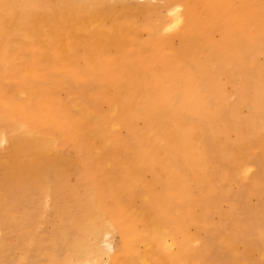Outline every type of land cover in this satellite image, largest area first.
Listing matches in <instances>:
<instances>
[{
	"label": "bare ground",
	"instance_id": "1",
	"mask_svg": "<svg viewBox=\"0 0 264 264\" xmlns=\"http://www.w3.org/2000/svg\"><path fill=\"white\" fill-rule=\"evenodd\" d=\"M23 52L26 82L23 60L12 64ZM52 66L84 77L89 108L54 101L42 117H15V98L35 92L30 79L56 81ZM103 77L116 90L107 114L89 105ZM3 89L0 144L12 161L1 234L36 224L29 184L54 198L46 243L64 264H264V202L250 203L264 195V0H0ZM122 128L128 137L112 142ZM58 132L76 158L60 152ZM42 244L39 231L22 240L18 261Z\"/></svg>",
	"mask_w": 264,
	"mask_h": 264
},
{
	"label": "rangeland",
	"instance_id": "2",
	"mask_svg": "<svg viewBox=\"0 0 264 264\" xmlns=\"http://www.w3.org/2000/svg\"><path fill=\"white\" fill-rule=\"evenodd\" d=\"M146 32L148 30H145ZM169 34H161L160 41L164 40L170 43V41L173 39L171 38ZM146 47L145 42L143 44H135L133 47L129 48V51H138L141 50L142 48ZM27 57V53L23 52V57L19 59H14L12 61L13 67H19L21 60H23V82H26L27 78L24 76L27 66L31 63L32 59L29 57L27 61L25 60ZM165 57L170 58L169 54H166ZM109 57L107 56L105 59L108 61L109 65L112 64L113 61L108 59ZM101 60H104V57L101 56ZM87 61V60H86ZM54 62V60H53ZM80 63L84 64L85 63V58L80 59ZM144 67L148 70L150 74H156V66L157 64H152L149 62L147 64L146 61H143ZM121 64V63H120ZM49 71L54 75V79L56 80L53 83H45L42 81L41 76H36L34 79H30L29 83H32L36 88H34V91H27L25 95L22 96H17L15 98L18 102H20L23 106L21 114L18 116L19 110L14 111L15 117L18 119H23L25 116H35L37 117H42L44 116L43 110L46 108H49L52 106L54 101H57L59 104L60 102H65L66 104L70 105L71 103H77L78 101L83 104L86 108H89V106L83 101L81 98L82 94L80 93L81 91V85L85 83L84 77L80 76L77 79L73 78L70 74L66 73L63 69H56L55 66H52ZM60 76V77H59ZM64 76V77H63ZM63 77V78H62ZM59 78V79H57ZM101 78V77H98ZM141 80V78H140ZM91 81V80H90ZM110 80L108 79H103L98 80V83L102 84L101 87L99 88V91H97V96L95 97L94 101L90 100L89 105H95V107L98 109L100 112L104 113H109V110L114 102V99L116 97V90L115 88L108 82ZM80 90V91H79ZM108 92V93H107ZM7 93V95L5 94ZM107 93V94H106ZM0 95L5 99L8 98L10 93L8 89H3L0 92ZM56 105V104H55ZM12 108V104L9 105V110ZM13 112V111H12ZM25 112H28V115H25ZM6 114L5 110H3L0 115L4 116ZM143 121H139L136 124V130H140ZM28 125H31L29 123ZM40 129L43 133H49L51 130H49L48 127H43L40 126ZM65 129V128H64ZM2 130H5V128L0 125V133ZM129 135L127 128H122L120 132L116 133L115 132H110V137L111 141L115 139V137H119L122 139L127 138ZM58 140L60 143V152L64 155H67L71 157L70 159H74L77 156V149L75 148L76 143L74 144L73 139L71 136L64 134L63 132H58L57 133ZM11 150H10V145L7 143L0 144V163L3 168H6L5 172L3 169H0V181L4 178H6L5 184L7 183L9 177L6 175L8 174V163L10 165L12 158H11ZM264 159V156L262 157ZM8 162V163H6ZM25 178L23 177V183H28L27 181L24 180ZM37 178H33L31 180H36ZM29 180V181H31ZM24 185V184H23ZM33 185V184H32ZM235 189H238V187L235 185ZM24 189H26L27 192V198L30 200H33L34 198L37 209L36 213L34 215L37 218L36 224H23V227L21 228L20 226H14L11 225L10 227H7L3 230L2 234L0 232V258L5 257L7 259L8 264H64L63 258L61 256V253L55 252L54 249H49L46 239L48 234H50L53 230V224H52V218L53 215L55 214L54 208H53V203H55L53 200L54 198L48 196L43 190L41 192H37L35 188L32 187L28 184L25 185ZM24 191V190H23ZM66 195H62L61 198L63 200H66ZM264 202V195L257 194L254 195L250 203L252 205H259ZM221 210L227 211L228 210V204L223 203L221 205ZM23 209V205L21 207ZM213 218H217V214H211ZM1 217V215H0ZM188 230L190 231H195V225L194 222L188 221V224L186 226ZM39 231V237L41 240H43V244L41 246L40 250H35L31 254H29L30 250H23V252L28 253V257H26V261L19 262V256L21 253V250L17 249L18 244L21 243L23 240V243L35 233ZM14 233H22L23 237L19 238L16 240V237L13 235ZM117 242H120V235L118 234L117 237ZM14 240L13 245L10 248H6L4 250V244L11 242ZM15 240L17 241V245L15 247ZM3 244V245H1ZM20 251V252H19ZM14 254V255H13ZM54 255V256H53ZM58 257H56V256ZM54 259V261H53ZM28 261V262H27ZM190 264H193L191 262Z\"/></svg>",
	"mask_w": 264,
	"mask_h": 264
}]
</instances>
